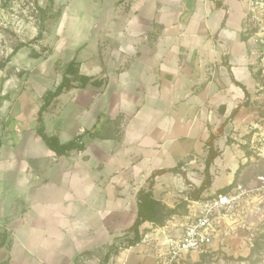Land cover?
I'll return each mask as SVG.
<instances>
[{
	"label": "crops",
	"instance_id": "obj_1",
	"mask_svg": "<svg viewBox=\"0 0 264 264\" xmlns=\"http://www.w3.org/2000/svg\"><path fill=\"white\" fill-rule=\"evenodd\" d=\"M249 2H45L53 16L46 49H36L39 57L19 49L8 63L20 74L0 93V264H157L152 239L167 224L148 223L140 243L103 256L135 222L137 193L153 172L163 170L155 198L171 208L188 203L212 134L220 154L205 194L228 188L239 167L244 179L258 112L244 32ZM73 59L91 81L73 80L43 121L46 134L83 148L59 155L37 132L38 112ZM179 163L182 172L169 170ZM217 177L223 184L213 189Z\"/></svg>",
	"mask_w": 264,
	"mask_h": 264
},
{
	"label": "built area",
	"instance_id": "obj_2",
	"mask_svg": "<svg viewBox=\"0 0 264 264\" xmlns=\"http://www.w3.org/2000/svg\"><path fill=\"white\" fill-rule=\"evenodd\" d=\"M244 32L257 74L255 99L263 102L248 126L247 150L242 157L245 165L257 169L254 180L240 179L224 192L188 199L180 231L157 244V264H179L195 252L250 251L264 233V0H250Z\"/></svg>",
	"mask_w": 264,
	"mask_h": 264
},
{
	"label": "rangeland",
	"instance_id": "obj_3",
	"mask_svg": "<svg viewBox=\"0 0 264 264\" xmlns=\"http://www.w3.org/2000/svg\"><path fill=\"white\" fill-rule=\"evenodd\" d=\"M46 1L50 2V0ZM46 1L0 0V62L6 61L8 58H10L11 61L14 55H12L13 50L23 42L26 43V45L22 46L20 49H24L30 54L36 49L42 52L46 49L44 45L46 43L43 39L33 40L42 29L49 30V18L44 16H47L46 14L50 15L51 9L49 5L46 8L44 7L46 6ZM43 9L47 11L46 14H44ZM52 11L56 12L55 7ZM16 74H20V71L16 70L15 65L7 62L4 71H0V93L3 90L6 79ZM257 105H260L257 109L261 110L263 102L260 100L259 103L257 102ZM235 163L236 159L232 158L229 165L234 166ZM256 170L257 169L251 164L247 165L244 172L245 175L243 176L244 179L242 180L246 182L253 181ZM218 181L219 179L217 177L213 189L223 184ZM187 204V200L183 199L178 202L177 214L169 215L163 224L169 226L166 235L160 239H152L153 246L156 245L157 248V244L163 241L165 237L174 236L180 231L179 229L188 212ZM149 230H151V228L147 227L146 232ZM150 242L151 239H148V243ZM251 251L252 249L248 251L247 249L235 248L227 251L219 250L201 254L195 252L187 255L179 264H264V247L252 255Z\"/></svg>",
	"mask_w": 264,
	"mask_h": 264
},
{
	"label": "trees",
	"instance_id": "obj_4",
	"mask_svg": "<svg viewBox=\"0 0 264 264\" xmlns=\"http://www.w3.org/2000/svg\"><path fill=\"white\" fill-rule=\"evenodd\" d=\"M43 12L44 14L47 13V11L44 9ZM46 15L47 16L44 17L47 18L53 17L52 15H48V14ZM44 32L45 29H42L38 33V35L35 38H33V40L43 39ZM25 45L26 43L23 42L20 46L16 47L13 50L12 55L17 53L19 49ZM40 55H42V53L36 50L31 53V56L34 57H39ZM8 61H10V58H8L6 61L0 62V69H3ZM76 79L80 80L81 86H85L89 81H91L90 77L82 76L79 74L78 62L76 61V59H73L66 65L65 71L63 73L62 81L56 86L54 90H48L44 95V103L42 104L38 112L39 125L37 127V132L44 139L48 147L59 155L67 154L74 149H82L83 144L77 142L75 139L67 142H61L60 138L57 135L46 134L45 125L43 121V112L47 109V107L51 104V102L55 98H57L62 92L75 86L72 81ZM213 140H214V135L212 134L210 136L208 153L205 159L203 180L199 186L190 188L189 199H198L204 195L210 194V193L205 194V192L211 187L213 181L210 168H211V164L220 154V152L214 148ZM0 145H1V140H0ZM181 166L182 164L179 163L177 166L169 168V170L173 172H182V170H180ZM242 168L243 167H239L237 169L235 181H237V178L239 177ZM161 171L163 170H157L153 172L152 175L149 177L147 184L138 191L136 197L138 210H137V217L135 219V222L126 231V233L122 236V239H120V241L117 244L114 243L110 246L107 254L103 256L104 262L109 260L111 254L118 255L122 249L140 243L146 234V228H147L146 224L153 223L156 225H163L165 219L169 215L177 213V208L168 207L166 204H164L161 200L155 198L153 195L152 189L154 186L155 177ZM186 182L188 184L191 183L189 179H186ZM227 189L228 188L219 189L216 193L224 192ZM263 240H264V233L257 239L255 246L252 248L251 255L257 251H260L264 247Z\"/></svg>",
	"mask_w": 264,
	"mask_h": 264
}]
</instances>
